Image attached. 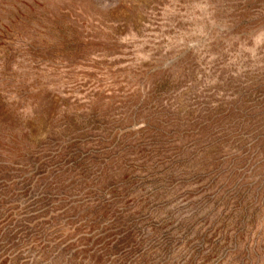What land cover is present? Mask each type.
I'll return each instance as SVG.
<instances>
[{
	"label": "rangeland",
	"instance_id": "obj_1",
	"mask_svg": "<svg viewBox=\"0 0 264 264\" xmlns=\"http://www.w3.org/2000/svg\"><path fill=\"white\" fill-rule=\"evenodd\" d=\"M0 264H264V0H0Z\"/></svg>",
	"mask_w": 264,
	"mask_h": 264
}]
</instances>
